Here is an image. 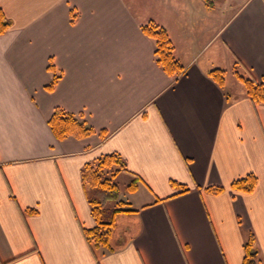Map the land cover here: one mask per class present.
I'll use <instances>...</instances> for the list:
<instances>
[{"label": "crops", "instance_id": "crops-1", "mask_svg": "<svg viewBox=\"0 0 264 264\" xmlns=\"http://www.w3.org/2000/svg\"><path fill=\"white\" fill-rule=\"evenodd\" d=\"M0 8L11 22L0 36V264H242L251 237L264 264V104L232 74L264 86V0ZM150 21L173 44L176 77L156 63L141 30ZM213 69L226 71L224 88ZM57 108L92 134L57 140L48 124ZM109 154L136 183L111 252L84 237L95 220L81 181L86 164ZM250 173L252 193L230 189Z\"/></svg>", "mask_w": 264, "mask_h": 264}, {"label": "trees", "instance_id": "trees-1", "mask_svg": "<svg viewBox=\"0 0 264 264\" xmlns=\"http://www.w3.org/2000/svg\"><path fill=\"white\" fill-rule=\"evenodd\" d=\"M11 26V22L5 17L0 8V36L3 35ZM143 34L154 41L157 65L170 77H176L183 72V66L175 58L173 44L166 31L153 21L141 27ZM48 69L54 72L53 65ZM245 89L247 97L256 104H264V86L258 84L254 79L238 72L233 73ZM209 77L220 87L224 88L226 71L213 69L208 73ZM59 78L53 76L52 82L45 87L51 91ZM48 124L57 140L67 137L84 138L92 134V129L87 128L83 121L75 118L62 109H55L48 120ZM125 171V163L118 154L103 155L93 163L86 164L81 170V181L87 195L91 214L95 220V226L88 230H83L87 243L93 250L105 249L113 251L110 244L111 231L115 225L117 215L133 212L126 209L124 203L118 202L119 186L115 182L117 175ZM172 186H178L171 183ZM257 185V177L254 174H247L233 180L230 189L241 194H250ZM136 183L127 186L129 192L134 191ZM207 190L212 194H219L223 191L222 187H209ZM187 192L183 189L180 194ZM116 204L111 210L110 218L105 217L108 211V204ZM35 213V211H33ZM110 214V213H109ZM245 257L242 264H256L257 252L253 246V238H249L245 244Z\"/></svg>", "mask_w": 264, "mask_h": 264}, {"label": "rangeland", "instance_id": "rangeland-1", "mask_svg": "<svg viewBox=\"0 0 264 264\" xmlns=\"http://www.w3.org/2000/svg\"><path fill=\"white\" fill-rule=\"evenodd\" d=\"M234 72L235 71L233 70L232 74ZM229 77H230V75H229ZM234 82L236 83V85L238 84V85H240L241 87L244 88V86L239 81L235 80ZM228 85H230V78L228 79ZM115 182L118 184L119 189H120L119 196L117 198V203L122 201L124 203V205H125V208H126L127 206H129L127 204V202H129L128 198H129V194H130V192H129L128 188H127V186L130 184L129 178H127V176L124 173H120L117 176ZM114 206H116V204H113V203L107 205L108 211L105 213L104 217L108 214L109 216L107 218H110L111 212H112L111 210H113ZM123 224H124L123 217H121V215H117L116 218H115V225H114V227H113V229L111 231L110 244H111L112 248H114V246L116 244V242L113 241L114 237H117L118 234H120L123 231Z\"/></svg>", "mask_w": 264, "mask_h": 264}]
</instances>
